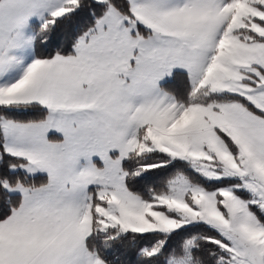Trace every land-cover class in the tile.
<instances>
[{
	"label": "snow or ice",
	"instance_id": "snow-or-ice-1",
	"mask_svg": "<svg viewBox=\"0 0 264 264\" xmlns=\"http://www.w3.org/2000/svg\"><path fill=\"white\" fill-rule=\"evenodd\" d=\"M0 264H264V0H0Z\"/></svg>",
	"mask_w": 264,
	"mask_h": 264
}]
</instances>
